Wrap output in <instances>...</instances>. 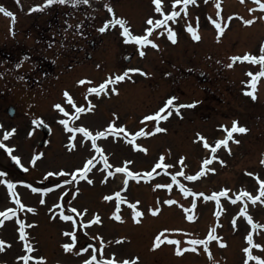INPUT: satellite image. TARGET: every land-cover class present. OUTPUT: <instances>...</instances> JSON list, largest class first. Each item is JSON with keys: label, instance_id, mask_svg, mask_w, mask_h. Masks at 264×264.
<instances>
[{"label": "rangeland", "instance_id": "374dc122", "mask_svg": "<svg viewBox=\"0 0 264 264\" xmlns=\"http://www.w3.org/2000/svg\"><path fill=\"white\" fill-rule=\"evenodd\" d=\"M25 1L30 2V0H24L23 3ZM214 5L215 1L211 0L209 2L210 9L207 6V12H216L217 10ZM224 6L225 4L223 5V7ZM203 9L205 10L206 7H204ZM235 10L237 9H233L230 7V9H228L227 11L231 12L229 13V15L233 13L239 15V12ZM235 19L237 18H233V21H235ZM26 22L27 24L30 23L29 21ZM236 23L237 22L232 23L233 25H231V30L228 29V32L230 31L231 35L235 36V34H237L239 31L243 34H252V32L249 31L248 28L239 30V27L236 25ZM19 28L20 33H18L17 36L20 37L26 34L25 24L24 26L19 25ZM5 32L6 29L5 27L3 29L2 25V32L0 33V44H2V48L5 47V44L8 47H12V44H10L12 40ZM176 32L178 34V40L176 43L171 42L167 38V35L161 36L162 44H159V48H156L154 50L152 49V52H149L146 55L152 56L153 61L150 65L152 76L153 74H156L157 68L159 66L162 67V75L164 73V75L166 76H162V79L158 81V83L153 81L152 84L149 83V78H142L143 81H145V86L138 85V88H134L128 91V93L125 94L126 96H122L120 98L122 102L114 99L111 103V106L119 107V110L123 112L128 111L127 116H129L130 110L132 109L138 113L142 112L141 114L149 111L153 113L157 111L171 96H176L178 98L174 102L177 104H191L194 101H199V103H196L195 107L181 108L180 111L183 113L182 117L174 113L167 121H161V126L167 129V131L157 133L150 139L143 140V145L149 146V151L147 153L143 152L141 154L139 153L138 155L136 153L133 154L131 153L132 151L130 152L129 144L122 137L118 139L114 136H111L112 138L108 140V144L105 143L104 145L110 149L115 148L116 145L114 144H116V142L121 139V142L124 143V147H122L120 150V157H122L121 166L123 165V162L125 160L131 159L133 163L130 165V168H132L134 171L143 172L145 170H151L155 162L158 160L159 156L163 154V147L171 152H167V154L164 152L166 162L170 165H173V167L169 168V172L178 173L179 171L177 170L179 169L181 171L180 165L176 163L177 159L180 157H186L185 164L187 165V167L183 169L186 174L191 175L196 171H199L202 167L203 159L211 155V153L210 150L208 151L203 146L202 142L197 141V133L203 134L208 138L209 142H214L217 138H221L222 135L225 136L226 133L224 132V130L219 128L218 126L223 124L230 128L231 124L229 125L225 123H228L230 118L224 119L225 117H228L232 112V108L230 105L234 104V106H237L239 102L245 100V97L243 95L244 91L242 90L244 86H242L241 82L238 81L239 72L237 71L236 73H233V75L228 73H224V75H222L218 72V68L214 62V59L216 57L218 59H221V53L223 52L220 50V48L216 49V45L212 43V33L210 32V30L202 29L198 31L199 35H201L202 37L201 41L194 40L190 33L181 32L180 29H178ZM206 38H208V43H210V45L213 47L214 51L212 52H215L211 55H207V53L203 52V46L206 45ZM111 39L114 41L115 46H118L121 50L124 49L119 45L117 37ZM16 42L18 41L16 40ZM228 44H231V42H228ZM226 46L227 44L224 45V47ZM108 47L110 48L111 44H108L106 39L105 41L99 43L97 52H104L106 50H109ZM233 47L234 46H231V49H233ZM147 52L148 50L146 51V53ZM54 54H56V52H54ZM2 58H4L2 59V62H6L5 60H7V57L5 58L2 56ZM113 58L115 59L113 61V64L116 67L119 66L116 53L114 54ZM120 58L122 57L120 56ZM56 64L57 67H59L57 71H62V73H57L56 71L57 74H54V77L56 78L53 79L55 85H52L54 86V89L48 90V93L42 96V101L48 106V108H50L49 104L55 101L53 100V96H56L58 95V93L63 91L62 88L58 85V82L63 77H66L65 75H60V73H65V70L63 69L64 61L61 59H56ZM24 65H26L24 68H21L20 66H17V68L26 71V73H29L27 72V69H30L32 65H29V62L27 61ZM85 65L87 66V63H85ZM194 65L201 71H203L201 72L203 77L199 76L198 73L193 72ZM77 67L72 66L68 74L69 77L67 76V78H65L67 86L68 83H71L73 81V78L87 75L90 72L89 68L87 69L88 72L86 71L87 73L83 71L85 66H82L83 69L80 68L81 66L79 68ZM138 76L142 77L141 73H139ZM97 78H100L101 81H104L102 78V74L97 75ZM50 79L51 78H49L47 82L41 83L45 86L47 85V83L51 82ZM175 79L179 81H174ZM86 88L87 87L85 86H78L74 90L79 91V93H83V99L85 100L84 103L86 106H88L89 99H87L85 95ZM71 94L74 95V91ZM113 94L117 95L116 92H113ZM6 100L13 101L12 93L6 96ZM61 102L65 103L64 100H61ZM84 103L82 101H78L77 105L82 106ZM246 109L249 110L248 108ZM258 110L261 113H264V104ZM40 113L43 112L41 111ZM43 114H45V116L47 115V113ZM53 116H55V114H53ZM251 117L255 118L257 117V115L255 113H252L250 117H246L244 120V122L252 128L248 135L242 136L245 139V144L241 142V133H234L233 135L235 140H238L240 142L235 143L233 141L229 143L231 147V153L226 148H220L218 150L217 154L221 159L224 158L226 160L228 158L225 166L224 164H220L219 162H216V164L213 162L209 166L210 168L214 167L216 169L215 173L218 171V174L216 173V175H213L212 173L206 175V178L202 181L203 185H201V183H197V185L191 184L193 183V181H187L180 176H177V179L181 183L186 184L187 187H190L194 191L198 192L207 188L209 191L213 192V190H221L224 187H228L229 189H231V192H234L233 195H235L243 187L248 191H251L252 193H257V191L255 190L259 186L258 181L254 180L253 176L247 175L246 170L251 172L262 171L260 161L264 153V137L261 139V131L263 130L258 128V125H255L254 121L251 120ZM20 119L21 121H15V123H17L18 125L22 124V126H18V139H15V137L13 138L12 136L5 142L8 143L9 146L11 144L17 146L15 153L21 156V162L28 168L29 173L26 172L24 175H22L13 173V171L7 172L8 177H0L2 178L0 179V181H2L3 179H11L13 181L24 180L33 185H37V181L43 179L47 184H49L50 187H52L53 185L51 184L50 180L54 179L55 181L60 182L59 177L46 178V174L48 172H51L52 170L68 171L70 168L74 171L77 168L75 167L76 164H80L79 167L82 166V162L85 160L84 158H82L83 161H79L73 155H68V153L66 152L69 140L61 138L57 144L54 142L52 137L47 139L48 144H46V146L44 145L45 147H43L41 151L37 149V152H42L44 153V155L37 161L36 165L33 166L30 163V159L32 157V155H30V151L31 149H33L35 143H37V141L40 139V136H34L33 138H31L25 135V127L28 124L27 117L22 115ZM132 120L133 117L131 120H128V125L126 127L129 130L131 127L136 130V126L134 123H132ZM148 125L149 128H154L153 122L148 123ZM259 140L262 141L258 142ZM53 142L55 144H53ZM137 142L141 144L142 139L138 138ZM26 148H28L29 151ZM2 160L6 163L8 161L6 157H3ZM116 163H119V160L116 161ZM111 164L114 163L111 162ZM63 167H65L66 169H63ZM157 171L160 174L154 175L151 180H141L140 182H136L134 180L130 181L128 196L131 197L132 200L134 198L141 201L140 205L142 206V208H144L145 205H155L156 207H161L162 211L160 213L167 210V206H174L173 208H169V210L167 211L172 214L178 215L179 217H171L169 219V217L163 215L164 213H162L160 216L159 214L155 215L154 218L142 217L141 222L137 223L134 221L130 210L125 207L122 208V211L120 213L124 217V220L116 221L114 217H112V213L115 211V200L111 202L103 200L105 203H101V200L98 199L99 195L103 194L102 196L104 197L107 194L102 193L103 189L98 185L90 187L83 184V186L79 188L80 192L78 194L75 191H73L72 194H69V205L76 206L79 209L87 208L88 214L84 217V219L90 218L92 215L89 212L94 210L96 211V213H99L101 215L103 223L100 225L95 224L92 227L88 228L87 231L92 235L99 234L102 235L105 240L112 241V243L106 245V253L107 251L109 253H116L118 257L122 258L126 257V255L130 258L132 257L133 259L135 257H139V261L137 262V264H147L146 258L148 256H151L148 258V264H197V262H200L201 264H208L209 258L207 254L203 252L197 254L189 251L185 253L188 254V256L185 257L171 255V252L168 250L171 245H168L167 243L159 247V250L157 249V251L155 252H150L147 249L148 247L146 246V241H142L143 243L139 242L138 235L153 236L155 230L163 225H165L164 228H183L188 233L200 237L205 236L208 232L206 230V223L209 221V217L205 205L202 206L198 204L195 210V214L197 216L201 214V220L197 219L198 224L200 225L198 228L194 226L190 221H187V214L182 208L179 207L178 204L169 206L167 204L161 203L162 201L171 198L179 201L180 204L184 205L190 204L193 198L190 197L189 199L187 198L183 201V196L178 195V193L181 192L178 184H173V189L171 192H169L167 189H156L155 185L158 183H172L171 177L167 173L163 172L160 169H157ZM91 178L93 179V176H91ZM121 187H123V185ZM63 188L64 186L56 190L53 189L52 192L47 194L48 197H51L53 194L54 198L52 199V203L60 200L58 194L60 193V191H63ZM16 190L19 193H26L27 195H25V198L27 200V203L33 205L34 207H38L36 215L39 216L30 215L26 213L25 210H22L20 212L21 215L23 214L20 218L25 220V223L27 225H32V227H26V231L29 233L28 238L33 243V246L36 249L34 255L40 256L42 253L40 252V250L43 249L44 251H46V264H57V262H59V264H80L83 258H79V261H77V259H73L66 253L62 255L61 251L57 249V244L59 242H61L63 245V243L69 240V238L66 237L63 233L66 230L70 229V223L65 222L59 218L50 219L46 211L48 210L50 204H45L42 207L39 206L41 204L36 202L37 200H35L33 195L34 192H32L31 189L27 188L26 185L18 184ZM4 191L5 185L0 182V209H2L3 206L5 208H8V206H13L11 202L15 204V202L11 198L6 197ZM166 191L169 192L170 195H168ZM28 192L30 193L28 194ZM4 196L6 197L7 202H4ZM73 197L75 198L73 199ZM200 199L201 198H199L198 200ZM249 206H251L250 203ZM187 207H189V205ZM177 209H179V212L177 211ZM252 210H254V208H252ZM106 211L108 212L109 216L111 215V217H106ZM255 213L257 215L258 223L264 222V218H261L264 217V214H262L263 211H257ZM160 219H162L163 222H155V220L158 221ZM222 222L228 223L225 227V234L219 233V235L222 236L223 239L227 242V247H221L217 242H213L210 245L211 249L217 248L216 251H212L214 254H216L214 255L215 261H217L218 264H244V261L246 259L244 256H246V254L243 252V248L245 246H248L246 235L249 231H251V228L248 227V225L242 226L240 224H237L236 227H233L230 225V222L227 219ZM129 223H131L132 226ZM10 231H12L11 225L8 228L6 227L5 232L2 231V228L0 229L2 239L6 242H9L8 235L11 234ZM160 231L161 230L157 231L156 234ZM121 235L133 237L134 239L137 238V243H140V245L132 243V238H127L123 241L122 244L118 245L116 243L115 245V241L118 240V236ZM167 235L179 236V234L177 233H167ZM15 236V239H13L14 235L11 238L17 244H12L11 242V246L5 244V250L0 251V261L5 259L6 264H21V262L17 260V257L25 254L26 251L23 248V242L18 238V229L17 231H15ZM253 236L256 242L264 244L263 231L258 230L257 233L253 234ZM126 240L130 243H128ZM88 244L99 245V241H93L90 236L85 235L84 232L80 233V230H78V244L76 251L79 250V247L87 246ZM16 245L19 247H17ZM255 254L264 255V251L254 249V255ZM71 255L76 256V253H73ZM80 256H82V254ZM30 264H35V262H30ZM41 264H44V262H41ZM249 264L254 263L250 261Z\"/></svg>", "mask_w": 264, "mask_h": 264}, {"label": "snow or ice", "instance_id": "6c2138e0", "mask_svg": "<svg viewBox=\"0 0 264 264\" xmlns=\"http://www.w3.org/2000/svg\"><path fill=\"white\" fill-rule=\"evenodd\" d=\"M21 0H16V3L20 5ZM90 0H44L43 4L34 5L29 11L43 10L45 7L53 5L55 3H72V4H80L85 3L88 4ZM243 2V0H242ZM199 0H171V11L165 10V0H153V4L155 6V12L161 14L162 18L149 17L146 21L148 27H146L144 34H134L131 30L129 22L123 18L118 17L111 6V4L106 3L105 8L109 13H111V18L106 20L104 24L99 28L100 32H105L108 30L109 26L115 27L116 25L120 26L122 30V36L125 38L126 43H135L139 46V55L141 57L146 55L145 46H152L155 48H159V44L152 38H150L157 29H162L159 31V35L163 36L167 33V38L176 43L178 40V34L176 30L169 25V21L178 22L177 18L181 17V12H183L184 16L187 17L189 15V5H198ZM204 3L207 4L208 0H204ZM255 7L249 8L248 11L250 13H255L257 8L261 11H264V0H254ZM177 5H183L180 10H177ZM215 18L212 15L208 16V19L215 26L217 31V41L219 42L221 36L225 33L226 28L229 26L230 22L233 20V16L238 15L233 13L227 17V22L225 23V17L222 15L223 8L221 4V0H215ZM0 12L6 14L9 18H11V23L14 26L16 22V13L12 12L8 8L0 5ZM261 17H257L253 15L251 18H245L240 16L239 19L243 21L245 25H252L256 20ZM167 25V27H163ZM186 30L191 34L194 40H201V35L198 33L199 27V17H197L196 26H193L191 21H189L186 25ZM14 34V33H13ZM27 59V57H25ZM230 63L226 66L228 68H232L235 66L236 62H250L256 63L260 65V70L253 72L249 69L246 73L249 80L242 81V84L245 87L242 89L246 95H250L252 99L257 98V90L258 83L261 78H264V45H262L259 49V54L245 53L243 55H233L230 57ZM19 67V65H17ZM99 67V66H98ZM143 72L140 68H128L124 70L122 73L109 76L102 81L101 83L94 84L90 78H82L77 83L79 85H91L86 88V96L90 97L92 95H102V94H111L113 92L118 93L119 89L115 87L121 81H125L130 78L131 73H141ZM147 75V73H143ZM112 86V87H110ZM250 86V88L248 87ZM64 96L67 98V101L72 107L74 111H69L62 103H56L54 108L58 111V113L63 114V117L58 120L59 124L62 126L63 130L68 134L69 140V148L75 149L77 148L78 137L81 142L84 143L85 146L90 142L91 149L93 150L92 155L88 156L83 162L82 166L76 168L74 171H65V170H56L51 171L46 174V178L48 177H65L61 182H53L52 187H35L33 184L28 183L24 180L13 181L11 179H3L2 182L7 186V189L10 193L11 199L15 202L17 207H8L5 210H0V226H3L5 220L15 218L18 227L19 240L23 242V248L26 250L25 254L17 257V260L21 262V264H30V262H35V264H41L44 262L46 264L47 258L44 256L34 255L36 252L33 243L30 241L29 233L26 231V227H32V225H27L25 220L21 219L18 215L19 210L27 209L29 212L35 213L36 208L30 207L25 204L19 197L20 193L16 190L17 185H26L27 188L31 189L34 193H44L48 194L53 191L54 188L59 189L62 186H72L74 182L78 180H86L89 183H93L94 181L90 178L89 173L102 161L103 168L101 170H107V174L103 177L102 182H107L109 177H115L117 173L123 174V187L116 191L113 194L105 195L103 197L106 201H112L115 198L116 207L115 211L112 213V217L116 221H123L124 217L121 213V206L127 205L131 209V215L135 222H141L142 217H144L148 212L152 215H158L162 211L161 207H151L147 211L139 207L141 201L136 200L135 202L130 201L126 195L122 193H126L130 181L140 182L141 180H151L154 175H159L160 173L157 169L162 170L167 173L172 180V183L167 184H156V189H167L169 192L173 189V184H178L180 191L183 193L185 197H192V202L190 207H185V205L180 204L179 201L175 199H167L162 201V204H167L169 206L173 204H178L180 208L184 210L187 214L186 219L188 221H196L197 215L195 214V210L197 208V201L199 198H203L204 200L215 201L217 211L215 212L216 223L211 226L207 232V234L203 237L192 235L188 233L183 228H164L160 232H158L154 238V243L152 245L153 249H157L167 243L168 245L174 246L175 254L178 256H183L185 253L191 251L193 253H206L208 258L213 261V264H218L215 261L213 252L211 250L210 245L213 242H218L221 247H227V242L217 233V228L220 227V216L223 210L222 198H227L231 201L232 204H237L238 201L242 202L239 207L238 212L233 216L231 223L234 227L237 226L238 219L243 217L246 218L247 223L251 225V231H249L246 235L247 245L243 248V252L246 254V259L244 264H249L250 261H255L256 264H264V256L259 254L254 255V249H259L264 251V244L258 243L254 240V233H257L258 230H264V223H257L254 221L253 216L249 213V202L253 205L259 204L264 205V178H261L260 174L254 173L251 171H247V175L255 176V179L258 181L259 189L258 194H253L251 191H248L245 188H241L239 192L235 194V196L230 195L231 189L228 187H224L221 190L213 191L210 195H206L203 192L194 191L192 188L187 187L186 184L181 183L177 176L183 177L187 181H196L199 178L207 175L208 172H215V168H210L209 166L213 163V161H219L220 164H225L226 161L221 159L217 152L223 147L226 148L231 153V147L229 142L234 141L235 143H239L240 141L235 140L233 134L234 133H246L248 131L247 127L241 126L238 121H233L231 128L226 125H219V128H222L226 133V136L223 138H218L214 142H209L208 138L205 137L201 133H197V141L202 142L203 146L206 149L210 150L211 155L204 158L202 161V167L199 171H196L194 174H186L183 169L187 167L185 164L186 157H180L179 164L181 167V171L178 173L169 172V168L173 167L166 162V157L164 154H161L158 160L155 162L154 166L151 170H145L143 172L134 171L130 168V165L133 163L131 160H125L122 166H114L110 163L108 155L105 153L103 146L98 143L101 138H108L109 136H114L116 138H123L127 143L131 144L136 150H143L144 153H147L149 149L146 146L141 145L137 142L138 138L141 137H151L160 132H166L167 129L161 126V121H167L174 113L177 115L183 116V113L180 111L181 108L184 107H195L196 103L199 101H194L191 104H177L174 103L178 98L176 96L169 97L166 102L155 112L144 115L142 118L143 127H140L136 131L129 130L125 125H118L117 119L118 115L114 113L113 115L116 119L110 121L105 127L102 129H92L89 126L84 124H76L75 121L81 119V114L92 111L95 108V105L88 101V106L77 105L76 101L73 99V96L68 90L64 91ZM153 122L154 128L149 129V125L146 122ZM32 124L35 126H43L45 121L43 118L37 117L32 120ZM50 127V126H49ZM0 129H4L2 123H0ZM36 128L33 127L29 130L28 136L31 137L34 135ZM17 132L16 128H11L10 130L4 129L3 136L0 138V148L7 151L11 160L14 161L21 169L25 172L28 171V168L21 162L22 158L19 155H14V149L17 147L15 145L9 146L5 141L9 140L15 133ZM44 155L42 152H38L34 154L30 163L35 166L37 161ZM261 164H264V159H261ZM114 168V171L112 170ZM8 173L0 170V177H7ZM75 192L78 194L80 192L79 187L75 188ZM70 193H62L60 197V203L54 204L52 208H49V212L52 213V218H57V212H54L53 209L58 210V218L69 222L71 227L69 230H66L63 234L69 238V240L63 243L62 247L65 252L75 251L78 244V230L83 229L85 235L91 237L93 241H99V245L97 244H88L87 246L79 247V250L76 251V255L88 254L87 258L82 260V264H137L139 261V257L133 258H122L118 257L116 253L106 254L105 247L106 245L112 243V241H107L104 239L102 235H92L88 232V228L94 224L103 223L102 217L99 213L95 214L91 219H84V217L88 214V209H79L76 206L69 205V211L71 214H67L65 211V201L64 196ZM75 197H73L74 199ZM41 204L46 203L44 199L40 200ZM167 233H177L179 236L167 235ZM126 238L121 237L116 240L115 243L119 244L123 242ZM5 244L10 245V242H6L3 239H0V251L5 250ZM91 250V252H90ZM59 264V262H57Z\"/></svg>", "mask_w": 264, "mask_h": 264}]
</instances>
